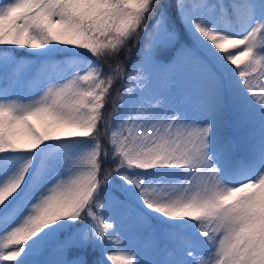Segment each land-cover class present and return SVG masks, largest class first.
Here are the masks:
<instances>
[{"label": "snow or ice", "instance_id": "1", "mask_svg": "<svg viewBox=\"0 0 264 264\" xmlns=\"http://www.w3.org/2000/svg\"><path fill=\"white\" fill-rule=\"evenodd\" d=\"M0 264H264V0H0Z\"/></svg>", "mask_w": 264, "mask_h": 264}]
</instances>
